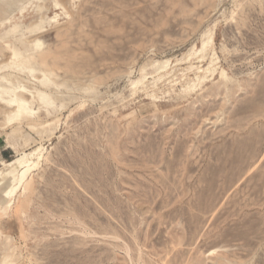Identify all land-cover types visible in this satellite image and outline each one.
<instances>
[{
	"label": "rangeland",
	"instance_id": "1",
	"mask_svg": "<svg viewBox=\"0 0 264 264\" xmlns=\"http://www.w3.org/2000/svg\"><path fill=\"white\" fill-rule=\"evenodd\" d=\"M9 186L0 264H264V0H0Z\"/></svg>",
	"mask_w": 264,
	"mask_h": 264
},
{
	"label": "bare ground",
	"instance_id": "2",
	"mask_svg": "<svg viewBox=\"0 0 264 264\" xmlns=\"http://www.w3.org/2000/svg\"><path fill=\"white\" fill-rule=\"evenodd\" d=\"M64 10V9H63ZM208 37V36H207ZM211 43H212V40H211V36L208 38V40L207 41H204L203 42V47L202 46H200L201 48H203L202 50H205V47L207 46V45H210L211 46ZM35 46H36V44H34ZM37 45H39V42H38V44ZM209 46V47H210ZM209 47H208V49H209ZM35 48V47H34ZM37 48V47H36ZM38 48H39V46H38ZM195 53H197L198 54V52H195ZM202 54H203V52H201ZM15 54V53H14ZM14 54H13V56H14ZM205 54V53H204ZM203 54V55H204ZM17 55V54H16ZM199 55V54H198ZM202 55V56H203ZM202 56H199V57H202ZM206 56V55H205ZM208 57V56H207ZM26 58V57H25ZM206 58V57H205ZM23 59V58H22ZM201 59V58H200ZM212 59V58H211ZM213 59H214V57H213ZM204 61V60H203ZM213 61V60H212ZM215 62V61H214ZM23 63V62H22ZM166 63H168L167 61H166ZM155 64V63H154ZM161 64H159V66H160ZM214 65V64H213ZM209 66V65H208ZM193 67V66H192ZM209 67H211V65L209 66ZM166 68V65H164L163 67H162V69H163V71H164V69ZM168 68V67H167ZM166 68V69H167ZM191 68V67H190ZM194 68V67H193ZM199 68V67H198ZM208 68V67H207ZM214 69H215V67H214ZM190 70H192V68L190 69ZM209 70V69H208ZM173 71V70H172ZM200 70H198V72H199ZM204 71H205V69H204ZM207 71V70H206ZM206 71H205V73H206ZM215 71V70H214ZM210 72V71H209ZM211 72L212 73H214L212 70H211ZM162 74V73H161ZM159 76H158V82H159V80L163 77V79H164V76L163 75H160V74H158ZM167 76V75H166ZM169 76H171V74L169 75ZM202 76V75H201ZM167 78H169V77H167ZM197 78V77H196ZM200 78V77H199ZM202 79H203V77H202ZM153 80V79H152ZM162 80V79H161ZM197 80H199V79H197ZM140 82V81H139ZM154 83V82H153ZM193 86V85H192ZM195 86V85H194ZM191 86H189V88H190ZM144 92V91H143ZM19 94V93H18ZM42 101H44V103H46L45 102V100L44 99H41ZM9 104H13V103H17V109H16V112H15V114H14V116H19V115H21L22 113H25L26 112V108H25V102L23 101V100H16V101H14V100H10L9 102H8ZM13 116V117H14ZM36 151V150H35ZM38 153V152H37ZM41 154V153H40ZM34 155V154H33ZM28 156V155H27ZM30 156L32 157V154H30ZM41 156V155H40ZM30 157V158H31ZM37 157V156H36ZM40 159V158H39ZM32 162V161H31ZM17 163H18V165H19V167H21L22 169H23V172H22V174L24 175V174H27V172L28 171H30L31 170V168H32V164H30V161L26 158V156H23V157H21L20 159H18L17 160ZM23 175H22V178H19V177H16L15 178V180H14V182L16 181V180H18V181H21L22 183H24L25 182V180H26V175L23 177ZM9 189H10V186L8 187V189L7 190H5V191H3V195H2V197H0V199H2V200H6V198L8 197V192H9ZM128 249V248H127Z\"/></svg>",
	"mask_w": 264,
	"mask_h": 264
}]
</instances>
